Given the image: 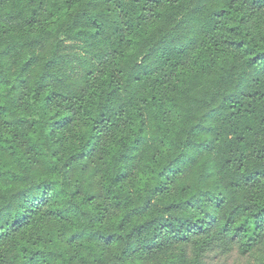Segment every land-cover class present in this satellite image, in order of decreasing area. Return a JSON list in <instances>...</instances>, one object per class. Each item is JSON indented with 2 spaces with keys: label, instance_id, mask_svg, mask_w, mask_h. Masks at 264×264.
I'll list each match as a JSON object with an SVG mask.
<instances>
[{
  "label": "trees",
  "instance_id": "trees-1",
  "mask_svg": "<svg viewBox=\"0 0 264 264\" xmlns=\"http://www.w3.org/2000/svg\"><path fill=\"white\" fill-rule=\"evenodd\" d=\"M168 249L264 264V0H0V264Z\"/></svg>",
  "mask_w": 264,
  "mask_h": 264
},
{
  "label": "rangeland",
  "instance_id": "rangeland-1",
  "mask_svg": "<svg viewBox=\"0 0 264 264\" xmlns=\"http://www.w3.org/2000/svg\"><path fill=\"white\" fill-rule=\"evenodd\" d=\"M95 185L99 186V182L96 181ZM133 260L137 264H193L192 262L182 260L176 249H168L153 254L136 253L133 256ZM208 261L213 264H257L255 260L249 262L236 252L227 256H214Z\"/></svg>",
  "mask_w": 264,
  "mask_h": 264
}]
</instances>
